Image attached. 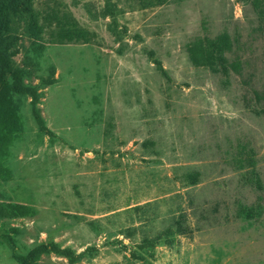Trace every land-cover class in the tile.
<instances>
[{"label": "rangeland", "instance_id": "1", "mask_svg": "<svg viewBox=\"0 0 264 264\" xmlns=\"http://www.w3.org/2000/svg\"><path fill=\"white\" fill-rule=\"evenodd\" d=\"M6 34L46 130L0 105V264H264V0H24Z\"/></svg>", "mask_w": 264, "mask_h": 264}, {"label": "trees", "instance_id": "2", "mask_svg": "<svg viewBox=\"0 0 264 264\" xmlns=\"http://www.w3.org/2000/svg\"><path fill=\"white\" fill-rule=\"evenodd\" d=\"M23 1L24 0H0V105L2 106V104L7 103L11 95L29 97L31 116L39 129L43 131L46 129L37 107L39 103L38 89L25 82V73L13 60L14 53L12 50V43L6 34L8 11L17 10ZM73 33L75 38H83L85 35L84 31L78 28H73ZM197 175L198 174H194V178L187 180H189L192 185L196 184ZM178 228L177 225V229ZM151 244V241L147 238H143L139 248L144 249ZM50 253L64 257L68 264H75L82 257L81 253L76 254L71 249L60 248L56 244L51 243L49 245H37L32 248L26 256L17 257V260L20 264H37L36 262L41 255H48Z\"/></svg>", "mask_w": 264, "mask_h": 264}]
</instances>
